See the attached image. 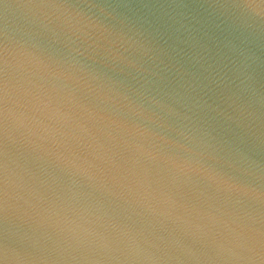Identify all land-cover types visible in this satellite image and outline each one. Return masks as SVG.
<instances>
[{
    "label": "water",
    "instance_id": "95a60500",
    "mask_svg": "<svg viewBox=\"0 0 264 264\" xmlns=\"http://www.w3.org/2000/svg\"><path fill=\"white\" fill-rule=\"evenodd\" d=\"M0 264H264V0H0Z\"/></svg>",
    "mask_w": 264,
    "mask_h": 264
}]
</instances>
